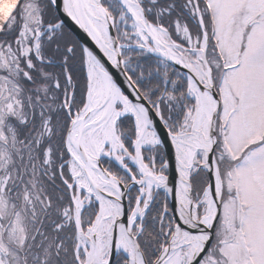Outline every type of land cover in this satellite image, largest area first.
<instances>
[{
  "label": "snow or ice",
  "instance_id": "snow-or-ice-1",
  "mask_svg": "<svg viewBox=\"0 0 264 264\" xmlns=\"http://www.w3.org/2000/svg\"><path fill=\"white\" fill-rule=\"evenodd\" d=\"M0 264H264V0H0Z\"/></svg>",
  "mask_w": 264,
  "mask_h": 264
}]
</instances>
